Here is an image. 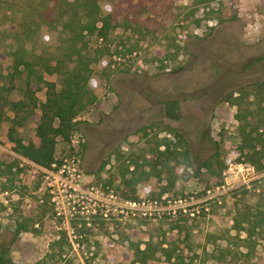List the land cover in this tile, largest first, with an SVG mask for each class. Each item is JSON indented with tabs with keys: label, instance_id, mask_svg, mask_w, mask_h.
Instances as JSON below:
<instances>
[{
	"label": "rangeland",
	"instance_id": "1",
	"mask_svg": "<svg viewBox=\"0 0 264 264\" xmlns=\"http://www.w3.org/2000/svg\"><path fill=\"white\" fill-rule=\"evenodd\" d=\"M66 1L0 0V54L22 45L71 68L80 44L71 50L56 17ZM196 1L101 0L113 3L117 24L95 65L99 97L79 114L70 142L58 140L60 166L44 169L16 154L9 123L0 124V246L14 264H117L136 247L155 251L163 264H257L262 237L224 222L235 203L264 210V171L240 155L235 106L225 96L264 79V0ZM98 43L86 37L82 53L92 59ZM36 69L61 85L62 74ZM31 79L44 100L45 87ZM39 113L18 128L25 143ZM170 129L186 139L190 166L179 155L174 186L161 200L145 198L142 185L140 200H127L130 158ZM216 150L226 167L220 178L200 164ZM165 247L176 250L170 262Z\"/></svg>",
	"mask_w": 264,
	"mask_h": 264
},
{
	"label": "trees",
	"instance_id": "2",
	"mask_svg": "<svg viewBox=\"0 0 264 264\" xmlns=\"http://www.w3.org/2000/svg\"><path fill=\"white\" fill-rule=\"evenodd\" d=\"M209 0H198L196 4ZM113 5V3H112ZM111 4L102 6L101 0H67L66 7L59 9L57 20L63 30L70 33L71 50L76 49L74 65L68 68L64 60L52 59L41 55H29L22 45L11 47L0 54V124L9 123L6 137L13 145L12 150L44 169L60 166L56 161L55 148L58 140L70 142L71 135L80 124L78 116L87 106L92 105L99 97V70L97 66L105 53L109 52V35L116 28L115 8ZM237 15L227 14L226 20L236 19ZM40 29V28H39ZM95 37L99 43L94 50L92 59L87 58L82 50L87 48L86 37ZM82 46V47H81ZM84 46V47H83ZM72 52V51H71ZM42 68L49 75H63L60 86L54 81L45 79L36 72ZM36 78L45 87L44 100H40L32 87V79ZM22 82L19 86L18 82ZM19 90L20 97L13 98ZM225 101L235 106L234 118L238 122L237 133L240 141L237 145L244 162L252 165L258 171H264V79L240 85L225 96ZM173 105V104H172ZM39 111L34 134L28 142L21 138L18 128L23 127L36 111ZM12 115L10 116L9 113ZM169 137L154 139V145L146 152L130 158L126 167L129 176L127 186L130 193L125 195L127 200H140L138 189L146 190L145 198L158 199L170 192L174 186L175 163L190 166L191 157L187 141L176 129L168 131ZM172 136V137H171ZM217 145V143H215ZM201 167L208 172L221 177L226 168L216 150L201 161ZM218 169H214V165ZM132 167L130 170L129 167ZM168 175L166 184H161L163 175ZM125 175V173H123ZM152 179L154 183H152ZM238 203L233 205L224 222L231 224L228 228L245 231L250 237L260 235L264 241V210L253 212L249 206L240 209ZM19 232V229L16 231ZM177 238L166 239L168 244ZM165 259L170 262L175 248H163ZM117 254V251L114 253ZM257 264H264V244L257 253ZM182 262V257H176ZM117 264H163L155 251L136 247L121 259H114ZM0 264H14L10 258L7 246H0ZM31 264H46L43 259ZM71 264V263H66Z\"/></svg>",
	"mask_w": 264,
	"mask_h": 264
}]
</instances>
